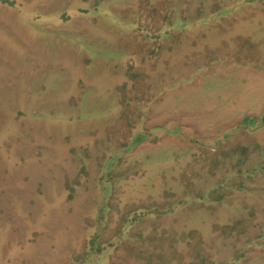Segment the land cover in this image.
Listing matches in <instances>:
<instances>
[{"label":"rangeland","instance_id":"1","mask_svg":"<svg viewBox=\"0 0 264 264\" xmlns=\"http://www.w3.org/2000/svg\"><path fill=\"white\" fill-rule=\"evenodd\" d=\"M0 264H264V0H0Z\"/></svg>","mask_w":264,"mask_h":264},{"label":"trees","instance_id":"2","mask_svg":"<svg viewBox=\"0 0 264 264\" xmlns=\"http://www.w3.org/2000/svg\"><path fill=\"white\" fill-rule=\"evenodd\" d=\"M145 139L144 135H138L134 142H142Z\"/></svg>","mask_w":264,"mask_h":264}]
</instances>
